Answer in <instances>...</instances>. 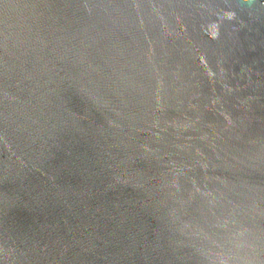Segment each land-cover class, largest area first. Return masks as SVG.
Returning <instances> with one entry per match:
<instances>
[{"label": "water", "instance_id": "obj_1", "mask_svg": "<svg viewBox=\"0 0 264 264\" xmlns=\"http://www.w3.org/2000/svg\"><path fill=\"white\" fill-rule=\"evenodd\" d=\"M0 264H264V0H0Z\"/></svg>", "mask_w": 264, "mask_h": 264}]
</instances>
